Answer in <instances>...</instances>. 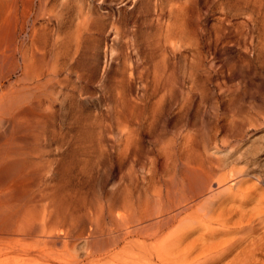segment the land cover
I'll return each instance as SVG.
<instances>
[{
  "label": "bare ground",
  "instance_id": "bare-ground-1",
  "mask_svg": "<svg viewBox=\"0 0 264 264\" xmlns=\"http://www.w3.org/2000/svg\"><path fill=\"white\" fill-rule=\"evenodd\" d=\"M8 1L0 0V264H264V194L230 193L215 178L219 164L197 145L165 154L170 176L151 193L133 182L131 164L122 192L102 186L95 194L94 178L107 182L114 153L106 90L98 114L79 108L95 19L83 10L81 21L70 17L69 0H29L23 22L6 37ZM191 4L156 0L148 59L124 55L121 81L142 82L143 100L161 92L177 52L197 46L201 57ZM221 23L218 40L230 28L227 18ZM107 72L103 65L104 83ZM132 147L126 140L119 161L136 156Z\"/></svg>",
  "mask_w": 264,
  "mask_h": 264
},
{
  "label": "rangeland",
  "instance_id": "rangeland-1",
  "mask_svg": "<svg viewBox=\"0 0 264 264\" xmlns=\"http://www.w3.org/2000/svg\"><path fill=\"white\" fill-rule=\"evenodd\" d=\"M9 1L3 7L6 23L1 30L6 37L23 22L29 9V0H15L12 13ZM155 1L69 0L65 11L81 21L83 14L77 11L83 10L96 23L84 46L87 68L82 70L78 87L82 96L79 108L89 117L98 114L104 103L101 91L106 90L114 153L108 162L107 182H102L100 174L94 178L95 194L102 186L107 192L117 188L122 192L131 164L133 182L138 179L139 187L153 192L159 178L169 177L172 170L165 154L177 153L186 143L197 145L200 152L206 149L219 164L215 178L223 180L225 188L232 187L230 193L264 194V0H192L194 21L198 20L201 33V57L195 58L197 46L177 52L161 79V92L143 100L142 82L121 81L124 55L128 52L131 60L148 59L144 44L156 29ZM224 18L230 21V28L218 40ZM189 36L197 41L193 34ZM179 39L175 36L173 43ZM124 41H130L129 48ZM103 65L108 70L105 83ZM148 83L151 91V70ZM126 140L139 152L122 162L118 152Z\"/></svg>",
  "mask_w": 264,
  "mask_h": 264
}]
</instances>
